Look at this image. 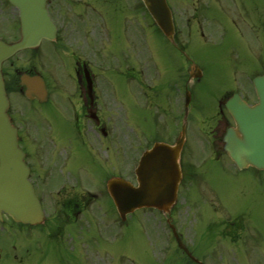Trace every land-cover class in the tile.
Segmentation results:
<instances>
[{
	"label": "flooded vegetation",
	"instance_id": "flooded-vegetation-1",
	"mask_svg": "<svg viewBox=\"0 0 264 264\" xmlns=\"http://www.w3.org/2000/svg\"><path fill=\"white\" fill-rule=\"evenodd\" d=\"M168 1L176 30L175 42L166 40L173 48H167L165 56L178 51L188 64H164L152 47L131 49L134 59L124 60L125 123H119L115 108L119 102L112 78V68L117 67L112 62V52L116 54L115 47L112 50V3L133 4L136 8L138 1L50 0L56 39L45 40L43 50L33 49L27 66L15 65L11 60L5 63L6 76L12 70L25 71L41 75L46 83L45 100L18 96L10 110L46 219L42 224L29 225L4 214L0 220V264H112V200L106 184L112 177V142L122 130L131 156L139 147H150L156 141L174 144L184 132L179 191H187L184 201L200 215L201 204L207 201L205 190L200 186L199 198L188 192L192 182L201 183L204 177L196 163L200 156L219 160L228 157L224 136L233 120L221 110L210 133L203 132L206 139L199 145L192 108L184 102L182 110L181 105L182 96L185 98L188 91L193 94L198 81L191 78L195 73L191 67L200 62L190 47H208V39L220 30L225 31L228 24L240 30L241 18L252 21L255 29L261 1ZM142 11L148 27V12ZM128 48L123 47L122 51ZM11 87L8 83L10 91ZM137 109L142 113L141 122L148 128L146 132L138 129ZM210 147L214 149L213 155ZM181 203L172 207L173 218ZM162 223L160 220L157 232L164 242L154 238L160 243L157 249H164ZM212 225L211 221L207 228ZM223 225L224 241L220 245L235 244L239 251L232 254L250 257L257 244L255 229L246 227L240 214L228 213ZM149 227L145 228L146 238L153 239ZM151 246L155 249L154 242Z\"/></svg>",
	"mask_w": 264,
	"mask_h": 264
},
{
	"label": "rangeland",
	"instance_id": "rangeland-1",
	"mask_svg": "<svg viewBox=\"0 0 264 264\" xmlns=\"http://www.w3.org/2000/svg\"><path fill=\"white\" fill-rule=\"evenodd\" d=\"M259 1H261V5H264V0ZM112 6V50L114 47L116 50L115 55L112 52V62L114 60L117 66L116 70L112 69V78L116 83L118 95L125 103L126 81L118 68L122 66L123 69H126L124 60L134 59L130 50L141 46L140 39L143 33L147 36V45L152 47L159 55L160 62L163 61L164 64H167L170 61H176L184 66L188 63L185 62L182 55H179L178 51L172 50L173 52L170 55L165 56L167 48L171 50V46L167 44L160 33L144 27V22L141 20L139 13L140 10H137L133 4L130 6L128 3H121L118 5V9H113L117 6L116 3H113ZM14 18L18 19L17 10L6 2L3 4V1L0 0V38L11 41L18 37V23L12 20ZM250 22L248 23L247 20L242 18L238 19L242 33L234 30L235 27H232L233 31L230 30L232 24H228L225 31L220 30V33L208 39V47H194V45L190 47L192 54L196 56L203 68V77L195 87L192 102V117L197 122L196 133L198 134H201L199 130L201 127L200 121L207 115H214L218 111L220 100L227 94L241 92L250 102L256 100L252 82L255 74L264 71V25H262L264 24V9L260 10L257 19V22L261 24L258 31L254 32L250 29ZM123 47H129L128 52L124 54L117 53L122 52ZM23 52L16 55L12 61L16 63L19 61L18 64H23L26 61L25 53L29 54V50ZM17 96L18 93L13 95L12 100L15 101ZM21 102H19L20 106ZM120 105H116L119 123L124 118L125 112L124 107ZM135 112L138 116L137 122H140L138 129L146 132L148 128L144 122H141L142 113L140 109L135 110ZM132 128L139 134L137 129ZM124 134V130L119 134L117 132L118 137L112 142V158H114L112 162L122 164L125 167L121 171L130 174L128 165L130 168L132 152L129 150L130 146L125 142ZM202 137L203 132L200 139ZM136 154L132 155L131 158ZM199 160L200 162L203 161L201 167H199V172L204 177L201 179V183L192 182V187L188 192L189 195L192 192L194 197L199 198L198 190L201 186L206 192L204 197L207 201L201 204L199 215L194 207L188 206L189 203L182 200L179 206L180 211L175 215L176 220L174 219L177 225H182L180 229L184 231L186 241L191 245L195 243V252L204 264H264V170H256L252 167L239 170L228 158L219 160L208 156L205 158L200 156ZM106 197H104V201ZM190 198L192 197L190 196ZM210 200L217 202L216 208L212 207ZM105 202L107 203V201ZM113 208L112 201V210ZM228 212L244 214L246 223L255 228L258 245H254L256 251H252L251 258L243 257L240 254L232 257L226 254L225 248L222 251L213 249L217 248L216 245H213L214 240L216 242L221 241V237L217 235V230L219 231L221 221L227 216ZM160 218L157 212L155 214L149 211L145 216L143 210L138 209L135 211L129 224L120 233L113 234L112 264H198L184 256L179 249L166 256L159 251L153 252L145 246L143 226L146 223H150L147 226H150V231L153 230V239H149V241L154 242L155 249L158 250L157 247L160 244L157 240H160L161 243L164 242L162 234L159 237L157 232L159 231ZM114 220L115 218L112 215V222ZM117 220L119 221L118 218ZM211 221L216 222L215 232L207 230V224ZM161 229L167 234V228L164 227L163 223ZM113 230L114 226L112 224ZM221 248L218 249L221 250ZM227 249L231 250L234 247L227 246ZM201 252H206V254Z\"/></svg>",
	"mask_w": 264,
	"mask_h": 264
},
{
	"label": "water",
	"instance_id": "water-1",
	"mask_svg": "<svg viewBox=\"0 0 264 264\" xmlns=\"http://www.w3.org/2000/svg\"><path fill=\"white\" fill-rule=\"evenodd\" d=\"M20 9L23 38L15 43L0 40V214L4 210L16 220L36 223L43 211L28 179L29 169L18 144L17 128L7 112L9 99L2 74L3 61L16 51L37 46L42 37L51 38L54 26L47 11L48 0H10ZM155 20L168 36L173 31L172 17L166 0H144ZM27 94L30 95V82ZM259 102L249 105L235 93L226 103L238 128L226 135V149L241 167L264 168V74L254 78ZM178 147L161 143L147 153L138 169V186L123 178L110 182L112 197L122 216L143 206L168 210L175 201L180 180Z\"/></svg>",
	"mask_w": 264,
	"mask_h": 264
}]
</instances>
